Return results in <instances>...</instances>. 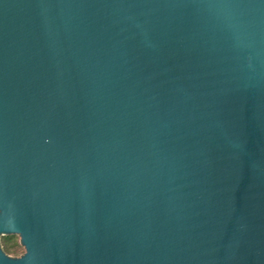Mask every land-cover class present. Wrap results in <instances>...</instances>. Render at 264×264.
<instances>
[{"label":"water","instance_id":"95a60500","mask_svg":"<svg viewBox=\"0 0 264 264\" xmlns=\"http://www.w3.org/2000/svg\"><path fill=\"white\" fill-rule=\"evenodd\" d=\"M0 264H264V0H0Z\"/></svg>","mask_w":264,"mask_h":264},{"label":"rangeland","instance_id":"374dc122","mask_svg":"<svg viewBox=\"0 0 264 264\" xmlns=\"http://www.w3.org/2000/svg\"><path fill=\"white\" fill-rule=\"evenodd\" d=\"M5 236H3L1 238V246L4 249V238ZM8 245L11 247V252L7 253V251H4L9 254L10 256L13 257H18L20 255H22L25 251L24 247L20 244V239L17 235H13L10 238H8Z\"/></svg>","mask_w":264,"mask_h":264},{"label":"trees","instance_id":"16d2710c","mask_svg":"<svg viewBox=\"0 0 264 264\" xmlns=\"http://www.w3.org/2000/svg\"><path fill=\"white\" fill-rule=\"evenodd\" d=\"M11 236H5L4 239V249L5 251H7V253L11 252V247L8 245V238H10Z\"/></svg>","mask_w":264,"mask_h":264}]
</instances>
